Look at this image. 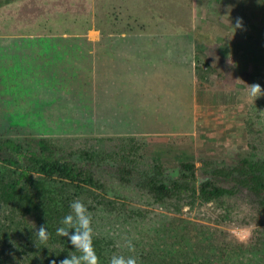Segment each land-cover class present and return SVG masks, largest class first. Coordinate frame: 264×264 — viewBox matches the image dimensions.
<instances>
[{
	"label": "rangeland",
	"instance_id": "obj_1",
	"mask_svg": "<svg viewBox=\"0 0 264 264\" xmlns=\"http://www.w3.org/2000/svg\"><path fill=\"white\" fill-rule=\"evenodd\" d=\"M238 17L244 28L236 30ZM224 34L232 52L240 51L234 66L204 49L203 40L209 45ZM252 83L264 87V0L0 6V118L30 127L34 136L102 133L113 137L112 145L120 144L118 136H134L128 158L144 155L140 162L150 168L157 156L149 149L157 147L171 162L180 154L194 159L206 178L240 157L264 156V96L248 102ZM96 176L100 198L129 205L107 209L90 191L73 190L113 254L134 255L138 264H264L263 207L241 197L230 206L197 200L180 208L105 172ZM16 177L17 169L0 159V185ZM96 202L101 208L94 209ZM11 206L0 197V223H10ZM127 240L135 252L124 247ZM185 248L183 256L173 253Z\"/></svg>",
	"mask_w": 264,
	"mask_h": 264
},
{
	"label": "trees",
	"instance_id": "obj_2",
	"mask_svg": "<svg viewBox=\"0 0 264 264\" xmlns=\"http://www.w3.org/2000/svg\"><path fill=\"white\" fill-rule=\"evenodd\" d=\"M11 1L0 0V6ZM95 27L103 37L105 28L100 24ZM61 138L34 136L30 127L8 125L0 118V159L18 172V177L0 185V197L14 208L10 223H0V264H51L53 259L59 264L69 253L78 254L68 238L56 234V229L63 226V217L71 211V202L76 200L75 189L81 195L90 191L91 198H99L107 209L129 206L100 198L95 186L103 185L96 179L97 172L117 178L124 186L135 185L148 192L154 201L170 202L175 207L193 205L197 200L230 206L236 200L233 198L243 197L248 203L264 208V156L240 157L234 166L212 168L203 178L194 159L180 154L170 157L174 159L171 162L157 147L149 149L157 156L150 168L140 162L144 155L128 158L131 152L125 151L134 136H118L120 144L115 145L113 137L102 133ZM126 140L130 141L125 145ZM3 154L7 156L3 158ZM97 208L101 207L96 202L94 209ZM42 224H47L50 232L47 247L43 244L37 247L34 239L35 229ZM94 245L101 264H109L113 252L104 244L101 234H94ZM48 247L53 250L51 253ZM186 249L173 253L183 256ZM170 264L186 263L181 260Z\"/></svg>",
	"mask_w": 264,
	"mask_h": 264
},
{
	"label": "clouds",
	"instance_id": "obj_3",
	"mask_svg": "<svg viewBox=\"0 0 264 264\" xmlns=\"http://www.w3.org/2000/svg\"><path fill=\"white\" fill-rule=\"evenodd\" d=\"M233 27L243 29V19L238 17ZM229 66H234L231 57H228ZM245 96L249 103L256 101L257 98L264 96V87L259 83L247 84ZM264 112V111H262ZM70 213L63 217L61 224L63 226L56 229V234L60 237L68 238L73 249L78 254L69 253L67 257L59 261V264H101L100 257L97 254L94 245V228L92 215L87 205L81 200H74L70 204ZM74 230V231H73ZM34 239L37 247L41 244L47 247L50 239V232L47 224H42L34 231ZM129 252H135V245L132 240H127L124 244ZM49 248V247H48ZM50 253L53 251L49 248ZM51 264H57L53 259ZM109 264H138V259L134 255H117L113 254Z\"/></svg>",
	"mask_w": 264,
	"mask_h": 264
},
{
	"label": "crops",
	"instance_id": "obj_4",
	"mask_svg": "<svg viewBox=\"0 0 264 264\" xmlns=\"http://www.w3.org/2000/svg\"><path fill=\"white\" fill-rule=\"evenodd\" d=\"M224 21V20H223ZM222 22V20H221ZM219 26L221 27V29H223L224 31H227V28L224 26V24H219ZM217 29V28H216ZM218 34H220V31L217 29ZM203 45H204V49L206 50V53H209L210 50H213L215 53L214 55H217L219 58L221 57V59L227 63L228 57H231V60L234 61L235 59H237L236 57L239 56V52H237V54L232 52V47L231 44L232 42L229 39V35L224 34V35H218L215 37L214 42L212 44L208 45V42L206 40H203ZM202 43V42H201ZM237 55V56H236ZM231 69L236 70L237 72L240 71L239 67H231ZM205 78H210L214 81L213 76L209 75V76H205ZM195 99H196V95H195Z\"/></svg>",
	"mask_w": 264,
	"mask_h": 264
}]
</instances>
